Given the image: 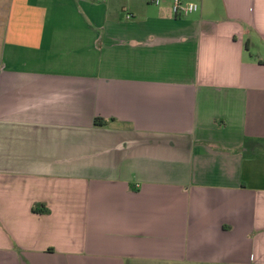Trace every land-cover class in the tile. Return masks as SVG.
<instances>
[{"label":"crops","instance_id":"1","mask_svg":"<svg viewBox=\"0 0 264 264\" xmlns=\"http://www.w3.org/2000/svg\"><path fill=\"white\" fill-rule=\"evenodd\" d=\"M182 1L0 0V264H264V0Z\"/></svg>","mask_w":264,"mask_h":264},{"label":"built area","instance_id":"2","mask_svg":"<svg viewBox=\"0 0 264 264\" xmlns=\"http://www.w3.org/2000/svg\"><path fill=\"white\" fill-rule=\"evenodd\" d=\"M98 2L99 0H93ZM163 1L171 2L172 14L176 18H186L199 11V6L195 3L183 2L182 0H152V4L158 6Z\"/></svg>","mask_w":264,"mask_h":264},{"label":"trees","instance_id":"3","mask_svg":"<svg viewBox=\"0 0 264 264\" xmlns=\"http://www.w3.org/2000/svg\"><path fill=\"white\" fill-rule=\"evenodd\" d=\"M31 210L35 214H48L49 213V211L46 208H44L42 204H34Z\"/></svg>","mask_w":264,"mask_h":264}]
</instances>
